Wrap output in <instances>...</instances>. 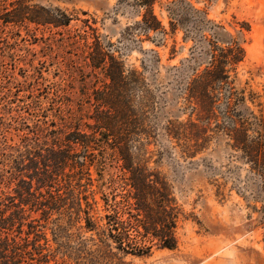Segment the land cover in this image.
<instances>
[{"label":"rangeland","instance_id":"1","mask_svg":"<svg viewBox=\"0 0 264 264\" xmlns=\"http://www.w3.org/2000/svg\"><path fill=\"white\" fill-rule=\"evenodd\" d=\"M15 1L0 6V200L16 196L13 161L29 145L35 147L37 137L50 139L71 115L94 124L97 93L108 82L88 58V47L99 41L127 72L140 74L142 83L131 95L143 118L142 136H151L148 167L166 176L184 213L176 249L146 240L150 254L127 255L124 264H264V180L218 131L225 122L222 109L207 133L211 138L194 156L183 154L184 141L170 136L181 124L198 122L187 101L189 84L209 66L213 42L226 47L232 38L245 51L232 74L233 86L246 96L237 115L249 122L251 139L264 134L254 119L264 115V0H157L154 11L163 31L151 33L139 26L145 10L137 0H24L72 18L59 28L6 23L16 14L10 13ZM90 172L89 193L98 202L94 215L100 219L106 214L103 195L121 201L130 188L123 162L111 150ZM31 217L38 220L40 237L32 234L30 240L45 250L29 246L35 258L30 263L89 264L82 245L89 252L96 246L92 234L79 229L84 222L69 225L58 215L46 221L41 212Z\"/></svg>","mask_w":264,"mask_h":264},{"label":"trees","instance_id":"2","mask_svg":"<svg viewBox=\"0 0 264 264\" xmlns=\"http://www.w3.org/2000/svg\"><path fill=\"white\" fill-rule=\"evenodd\" d=\"M156 1H136L145 10L139 26L146 33L163 31L154 11ZM4 3L7 0H0V6ZM12 7L10 13L16 14L6 23L29 21L59 28L68 27L72 20L59 9L25 5L24 0L15 1ZM37 9L43 15H36ZM88 48L90 66L102 69L108 81L97 93L96 111L90 117L94 124L71 115L64 127L50 133V139L41 142L37 137L35 147L29 145L25 153L14 159L11 176L17 182L16 196L0 200V264H34L30 263L35 258L28 251L29 246L35 251L45 250L37 245V240H30L32 234L40 237L35 225L38 220L31 217L33 212H41L46 221L58 215L67 218L69 225L84 222L79 229L91 233L96 246L89 252L82 245L81 253L89 256V264H124L127 255H148L152 246L145 245L146 240L163 249L178 247L183 209L166 176L148 167L146 147L151 144V136H142L146 134L140 131L143 118L131 95L142 83L140 74L136 70L127 72L115 52L105 51L99 41H95L94 48ZM211 48L209 66L195 75L188 88L187 101L198 122L181 124L178 132L170 136L184 141L183 154L194 156L211 138L207 133L218 121L217 110L222 109L225 122L217 123L218 131L231 138L233 147L243 152L253 171L264 180V134L251 139L249 122L237 115L246 96L233 86L232 74L244 60L245 51L233 38L226 47L213 42ZM254 119L264 131V115ZM109 150L123 162L125 186L130 189L121 201L116 200V195L112 200L103 195L106 214L98 219L94 215L98 202L89 193L93 186L90 167L95 162L104 163ZM25 226L30 229L27 233Z\"/></svg>","mask_w":264,"mask_h":264}]
</instances>
